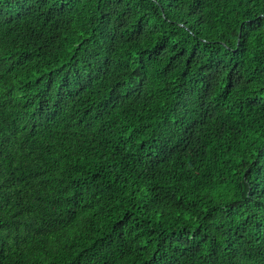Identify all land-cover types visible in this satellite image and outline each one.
<instances>
[{"label": "trees", "instance_id": "trees-1", "mask_svg": "<svg viewBox=\"0 0 264 264\" xmlns=\"http://www.w3.org/2000/svg\"><path fill=\"white\" fill-rule=\"evenodd\" d=\"M0 264H264V0H0Z\"/></svg>", "mask_w": 264, "mask_h": 264}]
</instances>
